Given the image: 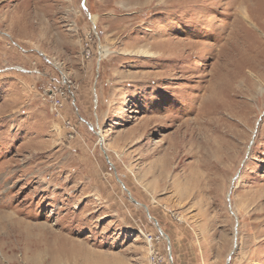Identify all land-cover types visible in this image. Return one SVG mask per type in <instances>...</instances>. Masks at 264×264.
<instances>
[{"label":"rangeland","instance_id":"obj_1","mask_svg":"<svg viewBox=\"0 0 264 264\" xmlns=\"http://www.w3.org/2000/svg\"><path fill=\"white\" fill-rule=\"evenodd\" d=\"M0 264H264V0H0Z\"/></svg>","mask_w":264,"mask_h":264},{"label":"bare ground","instance_id":"obj_2","mask_svg":"<svg viewBox=\"0 0 264 264\" xmlns=\"http://www.w3.org/2000/svg\"><path fill=\"white\" fill-rule=\"evenodd\" d=\"M249 89H250V88H249ZM251 90H252V89H251ZM251 90H250V91H251ZM212 93H213V92H212ZM240 93L243 95L244 92L240 91ZM213 95H214V93H213ZM214 98H215V95L213 96V99H214ZM216 105H219V106L221 107L222 103H217ZM216 105H215V106H216ZM221 110H222V111H226V110L229 111V109L226 108L225 105H223V106L221 107Z\"/></svg>","mask_w":264,"mask_h":264},{"label":"built area","instance_id":"obj_3","mask_svg":"<svg viewBox=\"0 0 264 264\" xmlns=\"http://www.w3.org/2000/svg\"><path fill=\"white\" fill-rule=\"evenodd\" d=\"M91 53L88 51V54L86 56L87 59H90ZM57 106H59V104L57 103ZM75 130V129H74ZM151 240L153 241V238H151Z\"/></svg>","mask_w":264,"mask_h":264}]
</instances>
